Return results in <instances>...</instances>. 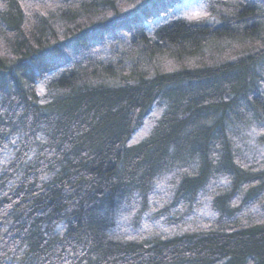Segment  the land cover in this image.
I'll use <instances>...</instances> for the list:
<instances>
[{"label": "trees", "instance_id": "trees-1", "mask_svg": "<svg viewBox=\"0 0 264 264\" xmlns=\"http://www.w3.org/2000/svg\"><path fill=\"white\" fill-rule=\"evenodd\" d=\"M183 1L0 0V264H264V0Z\"/></svg>", "mask_w": 264, "mask_h": 264}, {"label": "rangeland", "instance_id": "rangeland-1", "mask_svg": "<svg viewBox=\"0 0 264 264\" xmlns=\"http://www.w3.org/2000/svg\"><path fill=\"white\" fill-rule=\"evenodd\" d=\"M136 2H126L123 4V10L131 9ZM176 16L187 19L210 18L212 21L213 16L208 11V0H184L176 8ZM164 69L170 71L179 67L174 61H167L163 65ZM40 91H42L40 89ZM148 125V124H147ZM145 135V131H141L135 137L136 140L141 139Z\"/></svg>", "mask_w": 264, "mask_h": 264}]
</instances>
